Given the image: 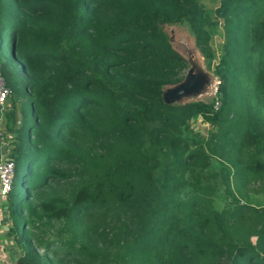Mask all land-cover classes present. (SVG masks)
I'll list each match as a JSON object with an SVG mask.
<instances>
[{"label":"trees","instance_id":"16d2710c","mask_svg":"<svg viewBox=\"0 0 264 264\" xmlns=\"http://www.w3.org/2000/svg\"><path fill=\"white\" fill-rule=\"evenodd\" d=\"M11 1L9 6L7 0H0V45L10 30L9 43L22 69L36 74L33 86L37 97L32 102L39 121L26 130L28 147L23 144L25 131H16L17 143L11 154L15 173L23 165L28 169L44 166L39 176L25 178L26 173L22 174L21 183L32 192L47 180L68 177L50 169V164L76 160L85 165L87 176L70 202L62 195L50 193L36 205H23L28 214L26 225L31 229L64 219L60 232H71L72 238L62 241L59 246H65V250L55 251L49 261L26 252L18 264H76L85 256L93 257L87 246L95 243L91 241L95 232L88 225L79 227L81 213L106 210L112 198L122 204L132 198L137 190L132 182L134 172L145 168L149 158L136 147L147 141L151 147L170 143L174 155L164 168L166 177L188 168L197 176L195 166H214L227 180L257 175L264 181V114L260 103L264 97V20L248 19L251 26L244 34L243 47L247 56L241 62H248L250 67L257 58L253 78L257 103L246 99L228 118L225 131L215 135V141L224 149L219 154L224 160L211 161L204 156L193 165L200 153L187 151L168 138L170 128L179 130L189 113L167 105L161 94L165 84L177 74V63L183 61L170 46L163 25L186 19L199 32L194 22L200 16L186 9L194 0ZM260 3L264 0H225V18L246 19L251 6ZM240 25L241 22L236 27L226 26L228 39L230 32L244 27ZM224 90L219 94L221 100L226 95ZM213 103L214 100L195 103V113L213 122L217 114ZM79 115L93 117L91 122L101 129L105 141L111 140L117 147L116 156L134 155V163L140 167L130 165L124 158L101 165L98 160L106 156L98 153L96 137L81 146L79 142L66 141L64 133L69 127L77 128L80 123L83 126ZM193 186L195 192L187 197L177 189L166 191V183L143 193L138 213L145 215L146 225L143 233L133 238L135 249L128 264H222L224 255L225 264H264L259 251L264 232H258L256 243L249 238L244 240L240 233L241 210L214 209L198 178ZM9 203L8 199V208ZM13 231L11 226L9 234ZM31 238L37 240L34 234ZM41 243L48 256L50 242Z\"/></svg>","mask_w":264,"mask_h":264},{"label":"rangeland","instance_id":"374dc122","mask_svg":"<svg viewBox=\"0 0 264 264\" xmlns=\"http://www.w3.org/2000/svg\"><path fill=\"white\" fill-rule=\"evenodd\" d=\"M11 2V0H7L9 6H11ZM251 7L252 9L247 12L246 19L243 17L226 19L225 0H194L193 4L187 6L186 9L190 14L197 13L200 16L199 20L194 22L199 28V32L194 31L192 24L186 19L163 25V31L170 46L183 58V61L177 63L174 68L177 74L165 84L161 96L167 105L176 107L178 112L189 113L179 130L170 128L171 134L168 138L176 141L182 148L186 147L187 151L200 153L195 157L193 165L204 156L210 157L211 161L213 159L224 160V157L219 155L224 149L220 143L215 141V135L225 131L229 122L228 118L244 104L246 99L252 104L257 103L253 81L257 58L253 59L250 67H248V62L247 64L241 62L247 56L243 47L245 44L244 34L251 26L248 19L253 17V22L263 21L264 3ZM110 12L113 13L114 10ZM239 22H241L240 26H244L240 28L242 31L237 29L236 33L230 32L228 39L229 28L226 26L236 27ZM10 34V30H7L0 45L4 59L0 60V71H2L1 68L4 69L5 78L11 90V97L8 100L11 107L9 108L7 105L4 107L9 108L8 114L5 110L7 114L5 119L20 117L25 124H39L33 104L34 97L35 99L37 97V90L33 86V82L37 79L36 74L22 69L16 54L11 51ZM261 55L264 59V47ZM2 64L5 67H2ZM223 89H225L226 95L221 100L219 94ZM212 100H214L213 111H216L215 114H217L213 122H210L203 118V114L195 113L196 106L194 104L197 102L209 103ZM216 101L219 102L217 108L214 106ZM260 103L264 114V97ZM79 116L83 118V126L80 123L77 128L69 127L64 133L66 141H76L81 146V143L85 144L88 139L96 137L98 153L104 152L106 156L105 159L98 160L101 165L106 161L118 162L116 159L124 158L130 165L140 167L138 162L134 163L136 156L133 154V156H129L124 153L116 156L117 147L112 144L111 140L105 141L101 129L91 122L93 117L90 115ZM40 125H42L41 122ZM9 129L11 130V128ZM26 130L23 144L28 147L29 137ZM137 130L141 131L140 128ZM170 148V143H167L166 146L151 147L149 141L136 147L149 155V158L145 168L139 169V173L134 172L132 182L137 190L133 193L132 198L126 204L112 198L109 200L106 210L99 209L81 213L79 227L82 228L85 225L92 227L95 233L91 241H95V243L91 242L87 246L93 257L85 256L76 264H128L129 255L133 254L135 249L133 238L142 234L146 225L145 215L138 213L143 193L166 183V191L177 189L183 197H187L195 192L193 185L196 178L202 187L206 188L205 192H208L214 209L241 210L240 233L245 237L244 240L249 238L253 243H256L258 232H264V181L261 177L251 175L227 180L220 168L214 166L210 168L195 166L198 172L197 176L193 175L188 168L181 174L166 177L164 168L173 160L174 155ZM48 167L62 171L68 177L45 180V184L40 189L32 192L27 191L26 186L21 183V177H24L22 174L26 173L25 178L32 174L39 176L44 171V166L28 169L23 165L22 169L15 173L12 185L14 194L11 195L10 192L8 197L10 203L9 222H7L11 223L14 229L12 236L16 238L18 245L22 246L25 253H36L46 261L54 257L55 251L61 253L65 250V246H59V244L62 241L70 240L71 232L65 233L66 231L63 229L60 232V228L65 223L64 219L47 221L45 226H41L37 230L31 229L26 225L28 214L24 212L23 205L25 203H30V206L36 205L50 193L62 195L70 202L87 177L85 165L76 160L63 162L56 166L50 164ZM32 234L36 235V241L32 240ZM17 236L20 238L19 240ZM41 241L50 242L48 256L45 255L46 249ZM259 251L260 255L264 256V244L261 245ZM220 262L222 264L227 262L226 255L221 257Z\"/></svg>","mask_w":264,"mask_h":264},{"label":"crops","instance_id":"0c3cea01","mask_svg":"<svg viewBox=\"0 0 264 264\" xmlns=\"http://www.w3.org/2000/svg\"><path fill=\"white\" fill-rule=\"evenodd\" d=\"M13 50L14 48H11V51L16 54ZM2 65L4 66V64ZM23 97L25 96L23 95ZM7 103V106L10 108L11 104L9 101ZM9 108H0V154L11 156L12 149L17 143L15 140L18 135L16 131L23 133L31 125L29 123L25 124L19 116V118L13 117L12 119L6 120L5 115L9 113ZM5 110H7V114L5 113ZM18 125H20V128ZM9 128H11V130ZM17 128H19V130H17ZM3 205L4 204L0 205V247L3 250L2 253L4 257L18 263L19 258L25 253V250L21 245H18L15 237H13L12 234H9L11 223H7L9 222L8 207L6 206L7 204Z\"/></svg>","mask_w":264,"mask_h":264},{"label":"built area","instance_id":"2783aa9c","mask_svg":"<svg viewBox=\"0 0 264 264\" xmlns=\"http://www.w3.org/2000/svg\"><path fill=\"white\" fill-rule=\"evenodd\" d=\"M11 96V90L7 84L5 77L0 71V108L5 107ZM214 105L219 107V102ZM15 175V162L11 156L0 154V205L7 204L9 194L12 190L13 180ZM3 205V206H4ZM2 248L0 247V264H18L15 261L3 256Z\"/></svg>","mask_w":264,"mask_h":264}]
</instances>
